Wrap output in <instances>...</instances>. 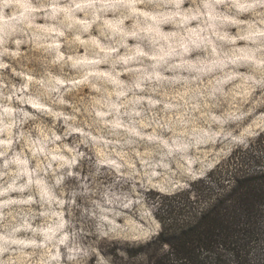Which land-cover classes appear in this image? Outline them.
<instances>
[{
    "label": "clouds",
    "instance_id": "9594fccd",
    "mask_svg": "<svg viewBox=\"0 0 264 264\" xmlns=\"http://www.w3.org/2000/svg\"><path fill=\"white\" fill-rule=\"evenodd\" d=\"M261 133L264 0H0V264L127 260Z\"/></svg>",
    "mask_w": 264,
    "mask_h": 264
},
{
    "label": "trees",
    "instance_id": "16d2710c",
    "mask_svg": "<svg viewBox=\"0 0 264 264\" xmlns=\"http://www.w3.org/2000/svg\"><path fill=\"white\" fill-rule=\"evenodd\" d=\"M210 175L215 188L200 180L190 190L163 197L170 200L156 214L163 231L150 243L154 252L141 248L134 254L145 256L144 264H204L201 248L217 252L223 245L239 256L252 240L264 239V133L246 150H234ZM217 264H225L223 256Z\"/></svg>",
    "mask_w": 264,
    "mask_h": 264
},
{
    "label": "rangeland",
    "instance_id": "374dc122",
    "mask_svg": "<svg viewBox=\"0 0 264 264\" xmlns=\"http://www.w3.org/2000/svg\"><path fill=\"white\" fill-rule=\"evenodd\" d=\"M223 160H225V159H221V161H223ZM152 195H156V194L153 193ZM168 200H170V199H168ZM168 200L163 198V202H167ZM156 219H157V217H156ZM157 221H158V219H157ZM141 248L144 251L149 252V253L154 252V251H152L154 248V245H152V246L150 244L141 245L139 248H132L129 250V256H128L127 260H123L121 257H116L115 264H144L145 260H146L145 256L134 255L136 253V251H139ZM112 251H114V249Z\"/></svg>",
    "mask_w": 264,
    "mask_h": 264
}]
</instances>
